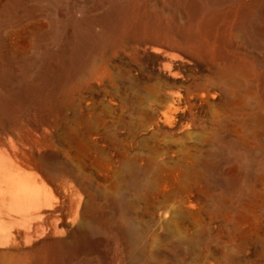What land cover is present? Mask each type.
Listing matches in <instances>:
<instances>
[{
    "label": "bare ground",
    "instance_id": "obj_1",
    "mask_svg": "<svg viewBox=\"0 0 264 264\" xmlns=\"http://www.w3.org/2000/svg\"><path fill=\"white\" fill-rule=\"evenodd\" d=\"M172 4L178 20L184 19L183 9L177 8L176 2ZM25 9L18 6L16 10L0 13V29H7ZM233 38V43L225 45L221 41L217 46V40L208 36V46L215 45L216 49L210 58L198 40H188L179 32H157L147 38L126 35L103 38L107 54L115 48H131L130 66L142 75L121 70L126 87L134 95L111 92L126 109V114L118 118V124L126 130L124 137L118 136L111 126L116 102H106L108 125L104 138L118 149L119 167L113 181L100 190L109 202V215L128 219L126 231L118 234L115 232L119 229H114V236L110 235L122 251L123 264H155L165 244L170 246L168 252L172 251L173 264H264V224L259 225V221L264 223V194L261 193L264 189V100L258 90V72L264 74V42L259 40L253 51L248 31L242 27L236 28ZM87 46L90 53L98 52L96 43ZM171 51L181 56L176 57ZM193 61L199 67V74L194 71ZM36 66L30 63L18 76L39 86L42 79ZM107 72L112 75L111 64ZM108 86L112 91V86ZM16 89V81L1 71L0 93L25 105L32 102L30 97L18 96ZM261 94H264V77ZM185 110L190 114L182 121ZM12 119L2 114L0 126L10 128L15 123ZM90 120L77 109L72 123L64 125L77 134L76 125L82 121L89 131H94L96 124L90 126ZM229 151L235 163L233 167H226L222 162L224 152ZM48 162L52 173L57 175L62 171L57 160L54 164ZM219 168L225 170V177L232 179L223 186L222 194L218 193L215 178ZM192 192L205 205V212L196 214L187 207ZM50 195L42 178L27 174L11 160L9 153L0 152V211L15 212L26 220L35 208L49 201ZM161 204L171 207L173 214L165 224L162 221L167 214L160 211ZM40 211L43 210L37 212ZM86 213L88 230L101 235L109 230L106 219L105 224L87 210ZM215 221L225 233L217 254L210 249L211 243L219 239L213 228ZM153 226L163 227L164 234L150 236ZM104 245L107 259L110 253L106 251L108 245ZM245 247L252 249L251 255L242 254ZM79 248L78 251H84Z\"/></svg>",
    "mask_w": 264,
    "mask_h": 264
},
{
    "label": "rangeland",
    "instance_id": "obj_2",
    "mask_svg": "<svg viewBox=\"0 0 264 264\" xmlns=\"http://www.w3.org/2000/svg\"><path fill=\"white\" fill-rule=\"evenodd\" d=\"M172 2L183 9L184 19L178 20ZM18 6L26 9L17 14L7 29H0V72L16 81L18 96L30 97L32 102L25 105L0 93V119L5 114L15 122L10 128L0 126V152L9 153L11 160L27 174L42 178L51 195L49 201L35 208L26 220L15 212L0 211V264H123L122 251L111 236H114V229H119L115 233L126 231L128 219L111 217L109 202L101 193L103 186L113 181L119 167L118 149L111 147L104 138L108 125L106 102H116L111 126L118 136L124 137L126 130L118 124V118L126 114V109L111 92L132 97L134 93L126 87L120 71L130 70L142 75L130 66L131 48H115L107 54L103 38L123 35L147 38L157 32H179L188 40H198L210 58L216 49L215 45L208 46V36L217 40V46L221 41L229 45L234 41L236 28L242 27L248 31V41L255 51L258 41L264 42V0H0V13L16 10ZM87 44L95 46L98 52L90 53ZM171 53L181 56L176 51ZM30 63L37 65L36 71L42 79L39 86L18 76ZM108 64L112 65V75L107 72ZM192 66L199 74L194 61ZM263 77L264 74L258 72V90L264 100L261 94ZM77 109L89 120L92 117L90 126L96 124L94 131H89L82 121L76 125L79 135L64 125L72 123ZM189 114L185 110L182 121ZM231 155L230 151L223 154L222 162L226 167L235 165ZM57 158L62 161L58 162ZM48 160L53 164L57 160L62 171L57 175L52 173ZM215 178L218 193L222 194L223 186L232 182L231 176L225 177V170L219 168ZM261 193L264 194V189ZM190 196L192 200L187 207L191 212H205V205L197 199V193L192 192ZM159 208L167 214L162 221L165 224L173 217L171 207L161 204ZM39 210L43 211L37 212ZM86 210L107 223V234L88 230L84 220ZM213 223L219 239L211 243L210 249L217 254L225 233L218 221ZM261 224L263 221H259ZM153 227L150 236L164 234L163 227ZM104 243L110 253L107 259ZM80 246L84 251H78ZM166 246L159 250L162 253L155 264H173L172 251L168 252L171 249ZM146 247L149 248L150 243ZM242 254L249 256L252 249L245 247Z\"/></svg>",
    "mask_w": 264,
    "mask_h": 264
}]
</instances>
